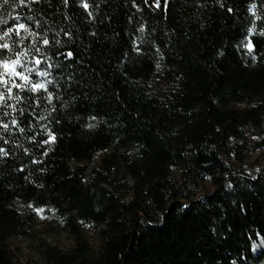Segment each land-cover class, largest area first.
<instances>
[{
	"label": "trees",
	"instance_id": "trees-1",
	"mask_svg": "<svg viewBox=\"0 0 264 264\" xmlns=\"http://www.w3.org/2000/svg\"><path fill=\"white\" fill-rule=\"evenodd\" d=\"M262 31L264 0H0V60L52 81L0 85V264H264Z\"/></svg>",
	"mask_w": 264,
	"mask_h": 264
},
{
	"label": "snow or ice",
	"instance_id": "snow-or-ice-1",
	"mask_svg": "<svg viewBox=\"0 0 264 264\" xmlns=\"http://www.w3.org/2000/svg\"><path fill=\"white\" fill-rule=\"evenodd\" d=\"M9 0H3L4 4H8ZM67 2V0H65V3ZM21 3H23V0H21ZM15 5H13L14 7ZM83 7L85 9L88 8V4L84 3ZM16 21H19V17L17 16ZM17 29V34H19V30L20 29H25L26 30V26L24 23H16L14 22L12 24V26L7 28V31H5L3 33L4 37H7L9 35V33L13 32V29ZM141 31H143V28H141ZM261 36H264V31L259 33ZM42 43L47 45L49 43V41L47 39H42ZM245 47H247L249 49V52L251 53L252 49H253V45L252 43L249 41L248 44L245 45ZM9 48V45L7 43L4 44H0V49H5L7 50ZM69 55H71L69 53ZM253 59H255V57H253ZM20 63L19 60H8V59H4V60H0V66L3 67V69L5 70L4 72L0 73V85H3L6 89V91L8 93H12V88L8 87L9 84H14L16 88L18 89H22L28 85H30V91L32 92H36L40 89H44L45 91H47V84H51L52 81L49 80L46 83L45 82H39V83H33L32 79L30 78V74L35 72L36 75H42V76H47L49 75L48 72L46 71H40L39 69L34 68H25V71H18L17 70V65ZM41 63V60L39 58H37L35 60V65H39ZM25 72L29 73V75H26ZM6 77H8L6 79ZM12 77H18L21 81H23V83H16L14 79H12ZM16 99H20L19 96L15 97ZM47 98L50 100L52 98V92H47ZM5 99V95L3 92H0V101H3ZM22 111V110H21ZM6 114V113H5ZM93 119H95V117H93ZM13 124H16L17 121L15 119H13L12 121ZM3 127L5 129L8 128L7 124H4ZM89 128L93 127V125H88ZM55 135L52 133H49L48 139L44 140L43 143L44 144H49V143H53L55 142ZM0 153H4L5 155H7L6 152H4V149L0 148Z\"/></svg>",
	"mask_w": 264,
	"mask_h": 264
},
{
	"label": "rangeland",
	"instance_id": "rangeland-1",
	"mask_svg": "<svg viewBox=\"0 0 264 264\" xmlns=\"http://www.w3.org/2000/svg\"><path fill=\"white\" fill-rule=\"evenodd\" d=\"M248 164L251 166L262 167L264 166V148L256 149L252 154L249 155ZM40 221V220H39ZM44 224L39 225V229H42ZM88 236L91 239V242L95 245L96 238L91 231L88 230ZM58 242L63 246H67L70 243V238L65 235L58 236ZM51 241V240H50ZM15 247L18 249L21 258L24 261L35 260V254L33 253V247L30 242L26 239H15Z\"/></svg>",
	"mask_w": 264,
	"mask_h": 264
}]
</instances>
